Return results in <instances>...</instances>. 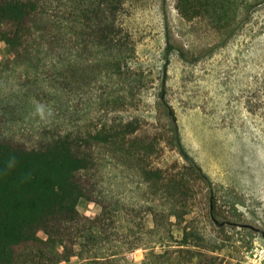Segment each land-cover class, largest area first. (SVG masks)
Wrapping results in <instances>:
<instances>
[{
	"label": "rangeland",
	"instance_id": "rangeland-1",
	"mask_svg": "<svg viewBox=\"0 0 264 264\" xmlns=\"http://www.w3.org/2000/svg\"><path fill=\"white\" fill-rule=\"evenodd\" d=\"M243 1L228 3L232 18L222 31L207 14L185 18L178 0L127 1L117 20L121 41L133 49L124 67L143 75V82L131 102L108 113L105 124L132 122L139 128L126 145L106 148V168L90 171L112 191V211L121 228L126 222L122 205L132 204V225L146 233L145 242L153 237V207L165 199V209L171 211L175 200L164 192H146L139 164L180 177L189 195L178 199L182 215L172 217L176 240L187 231L199 234L204 241L196 251L218 257L215 264H264L263 233L219 227L211 216L215 208L219 222L264 231V0H257L240 22ZM10 56L8 45L0 42V62ZM103 69L90 64L81 70L87 90L101 80ZM53 96L51 90L28 92L14 80H0V103H23L30 121L10 126L8 133L20 139L40 137L38 127L53 119ZM41 106L42 113L37 111ZM146 144L150 154L142 160ZM77 208L85 215L102 212L101 205L84 198ZM172 248L178 246L155 250L166 251V264L193 263L189 247L182 252ZM151 250L134 249L125 257L128 264H141ZM64 264L85 263L75 258Z\"/></svg>",
	"mask_w": 264,
	"mask_h": 264
},
{
	"label": "trees",
	"instance_id": "trees-1",
	"mask_svg": "<svg viewBox=\"0 0 264 264\" xmlns=\"http://www.w3.org/2000/svg\"><path fill=\"white\" fill-rule=\"evenodd\" d=\"M127 1L0 0V42L11 52L0 62V80H14L28 92L54 93L49 101L53 119L38 127L40 137L30 139L8 133L10 126L30 122L26 106L12 99L0 103V264H64L75 258L85 264H128L126 253L142 247L152 250L141 264H166V251L155 250L166 244L178 246L172 252L189 247L192 264L218 261L196 251L204 241L199 234L187 231L176 240L172 217L182 215L178 199L189 195L180 177L139 164L146 192H164L175 200L171 211L165 209V199L153 207V237L145 242L146 233L132 225V204L122 205L126 222L121 228L112 211V191L90 174L106 168L108 146L126 145L139 128L132 122L105 124L108 113L131 102L143 82V75L124 67L133 49L121 41L117 20ZM229 2L178 0V9L190 20L207 14L222 31L232 18ZM256 3L243 1L240 22ZM90 64L103 65L104 74L87 90L79 73ZM147 150L146 144L142 160L150 154ZM83 198L101 205L102 212L80 213ZM211 216L217 220L215 208Z\"/></svg>",
	"mask_w": 264,
	"mask_h": 264
},
{
	"label": "water",
	"instance_id": "water-1",
	"mask_svg": "<svg viewBox=\"0 0 264 264\" xmlns=\"http://www.w3.org/2000/svg\"><path fill=\"white\" fill-rule=\"evenodd\" d=\"M215 223L216 224H219V221L218 220H215ZM226 224H235V223H232V222H222L221 223V225H226ZM236 225H238V226H240V227H244V228H249V229H252V230H255V231H257V232H261V233H263L264 234V231L262 230V229H260V228H258V227H255V226H253V225H250V224H236Z\"/></svg>",
	"mask_w": 264,
	"mask_h": 264
},
{
	"label": "clouds",
	"instance_id": "clouds-1",
	"mask_svg": "<svg viewBox=\"0 0 264 264\" xmlns=\"http://www.w3.org/2000/svg\"><path fill=\"white\" fill-rule=\"evenodd\" d=\"M37 111L42 113V112H43V108H42V106H41V107H38V108H37Z\"/></svg>",
	"mask_w": 264,
	"mask_h": 264
}]
</instances>
